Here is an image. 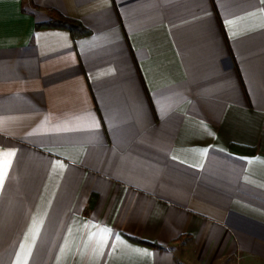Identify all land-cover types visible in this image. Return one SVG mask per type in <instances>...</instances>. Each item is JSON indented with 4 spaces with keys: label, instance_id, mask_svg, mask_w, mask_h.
Here are the masks:
<instances>
[{
    "label": "crops",
    "instance_id": "crops-1",
    "mask_svg": "<svg viewBox=\"0 0 264 264\" xmlns=\"http://www.w3.org/2000/svg\"><path fill=\"white\" fill-rule=\"evenodd\" d=\"M9 152L0 264H264V0H0Z\"/></svg>",
    "mask_w": 264,
    "mask_h": 264
},
{
    "label": "trees",
    "instance_id": "trees-1",
    "mask_svg": "<svg viewBox=\"0 0 264 264\" xmlns=\"http://www.w3.org/2000/svg\"><path fill=\"white\" fill-rule=\"evenodd\" d=\"M46 25L49 27L67 28L74 34L75 37H81L90 33V30L80 21L64 15H59L56 18H53Z\"/></svg>",
    "mask_w": 264,
    "mask_h": 264
},
{
    "label": "snow or ice",
    "instance_id": "snow-or-ice-1",
    "mask_svg": "<svg viewBox=\"0 0 264 264\" xmlns=\"http://www.w3.org/2000/svg\"><path fill=\"white\" fill-rule=\"evenodd\" d=\"M14 153H0V183H2L4 176L7 174L8 166L11 163L10 157L13 156Z\"/></svg>",
    "mask_w": 264,
    "mask_h": 264
}]
</instances>
